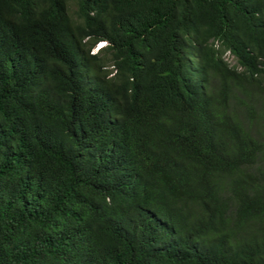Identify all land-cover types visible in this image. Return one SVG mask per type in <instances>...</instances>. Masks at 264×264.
Wrapping results in <instances>:
<instances>
[{"label":"trees","instance_id":"obj_1","mask_svg":"<svg viewBox=\"0 0 264 264\" xmlns=\"http://www.w3.org/2000/svg\"><path fill=\"white\" fill-rule=\"evenodd\" d=\"M0 264H264V0H0Z\"/></svg>","mask_w":264,"mask_h":264},{"label":"rangeland","instance_id":"obj_2","mask_svg":"<svg viewBox=\"0 0 264 264\" xmlns=\"http://www.w3.org/2000/svg\"><path fill=\"white\" fill-rule=\"evenodd\" d=\"M76 10H77V4H75V2H72L71 3V14H72L73 18H75V19L77 18ZM96 50L97 49H92V50H90V53H95ZM224 59L226 60V62L228 64H232V59L230 56L224 55ZM110 68H111V66L107 67L108 70H110Z\"/></svg>","mask_w":264,"mask_h":264},{"label":"clouds","instance_id":"obj_3","mask_svg":"<svg viewBox=\"0 0 264 264\" xmlns=\"http://www.w3.org/2000/svg\"><path fill=\"white\" fill-rule=\"evenodd\" d=\"M104 46H105V42H100L95 45L94 49H97L96 51H98L101 47H104Z\"/></svg>","mask_w":264,"mask_h":264}]
</instances>
